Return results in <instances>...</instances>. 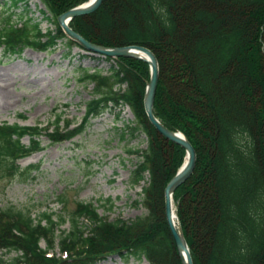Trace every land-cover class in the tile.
Masks as SVG:
<instances>
[{
    "label": "trees",
    "instance_id": "trees-1",
    "mask_svg": "<svg viewBox=\"0 0 264 264\" xmlns=\"http://www.w3.org/2000/svg\"><path fill=\"white\" fill-rule=\"evenodd\" d=\"M8 1L9 18L23 22L4 19L0 46L7 56H16L27 47L47 51L57 46L67 38L58 17L89 0H41L45 17L52 14L56 26L47 32L25 15L31 0ZM70 26L94 44L143 46L158 58L155 115L181 131L197 153L192 176L174 194L194 264H264V0H103ZM68 43L69 49L78 46ZM103 59L111 65L107 75L95 68L83 78L94 83L96 92L82 123L61 130L58 117L47 135L53 143L72 140L90 119L128 106L135 119L126 127L132 134L142 131L148 140L131 179L138 184L148 175L143 187L147 214L110 220L94 204L79 201L57 220L52 213L35 218L28 210L0 205V252H15L12 264H96L113 254L182 264L165 215V189L183 165L185 150L162 138L148 119L149 66L132 58ZM42 130L0 123V169L27 177L38 171L39 164L21 170L17 160L43 150ZM60 203L64 206L63 199ZM68 222L69 229L58 235V227ZM57 238L65 259L50 255Z\"/></svg>",
    "mask_w": 264,
    "mask_h": 264
},
{
    "label": "rangeland",
    "instance_id": "rangeland-1",
    "mask_svg": "<svg viewBox=\"0 0 264 264\" xmlns=\"http://www.w3.org/2000/svg\"><path fill=\"white\" fill-rule=\"evenodd\" d=\"M6 2L9 4L8 0H0V6H3L0 8V27L4 26V19L9 18ZM21 9L16 12L19 14L24 8ZM43 11L48 10L41 0H31L24 13L33 18V23L40 24L43 32L55 30L54 17L49 12L48 18L45 17ZM9 20L14 25L23 22L16 16ZM82 54L86 53L75 46L69 49L66 40L47 51L26 48L16 56H7L0 46V123L43 128L40 138L43 150L17 160L21 170L39 164L38 171L27 177L24 172L11 175L0 169L2 208L13 206L28 210L35 218L48 212L58 220L68 216L76 209L77 202L83 201L94 204L101 216L110 220H132L147 214L143 186L148 175L138 184L132 183L131 179L142 160L140 153L148 147V140L142 131L132 134L126 127L135 119L128 106L112 107L90 119L83 132L72 140L53 143L46 134L55 130L58 117L61 130L68 124L76 128L82 123L86 105L95 98L96 92L92 81H83L86 70H89L88 74H94L98 68L102 75H107L110 62L90 54L81 58ZM22 142L27 146L30 144L28 137ZM60 199L64 200V206ZM108 200L112 201L113 207ZM69 226L68 222L58 227V235ZM58 240L54 249L57 257L61 255ZM41 247L46 249L47 243L42 241ZM16 257L15 252H0V260L7 263L12 264ZM96 262L150 264L146 259L117 254Z\"/></svg>",
    "mask_w": 264,
    "mask_h": 264
},
{
    "label": "water",
    "instance_id": "water-1",
    "mask_svg": "<svg viewBox=\"0 0 264 264\" xmlns=\"http://www.w3.org/2000/svg\"><path fill=\"white\" fill-rule=\"evenodd\" d=\"M103 3V0H90L89 2L77 6L58 18V22L67 35V37L79 44L88 54L111 58H133L141 60L150 67V80L147 84L144 107L151 124L156 128L157 132L166 140L182 147L186 152L185 162L175 176L170 180L165 189V212L166 218L175 240L178 252L183 264H194L190 248L184 235L182 226L178 220L176 208L174 204V193L183 185L193 174L196 162L197 153L192 143L180 131H173L166 127L155 115L154 105L157 94V89L160 81V66L156 55L149 49L143 46L132 45L121 48H108L93 44L85 39L81 34L74 31L69 23L74 18L84 16L95 12ZM177 219V226L174 224Z\"/></svg>",
    "mask_w": 264,
    "mask_h": 264
},
{
    "label": "bare ground",
    "instance_id": "bare-ground-1",
    "mask_svg": "<svg viewBox=\"0 0 264 264\" xmlns=\"http://www.w3.org/2000/svg\"><path fill=\"white\" fill-rule=\"evenodd\" d=\"M103 47H106V46H103ZM108 48H110V47H108ZM82 55H85L86 56V54H82ZM165 215H166V212H165ZM167 219V218H166ZM168 223V222H167ZM174 224H175V226H177V219L175 218V220H174Z\"/></svg>",
    "mask_w": 264,
    "mask_h": 264
}]
</instances>
